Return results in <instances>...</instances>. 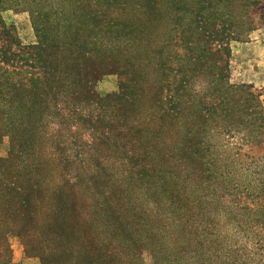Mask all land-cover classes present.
Instances as JSON below:
<instances>
[{
	"label": "trees",
	"instance_id": "obj_1",
	"mask_svg": "<svg viewBox=\"0 0 264 264\" xmlns=\"http://www.w3.org/2000/svg\"><path fill=\"white\" fill-rule=\"evenodd\" d=\"M258 26L264 0H0V264L11 238L39 264H246L264 238L234 226L264 223V155L231 164L264 144V90L229 58Z\"/></svg>",
	"mask_w": 264,
	"mask_h": 264
},
{
	"label": "rangeland",
	"instance_id": "obj_2",
	"mask_svg": "<svg viewBox=\"0 0 264 264\" xmlns=\"http://www.w3.org/2000/svg\"><path fill=\"white\" fill-rule=\"evenodd\" d=\"M6 17L15 24L17 35L22 45H28L34 42L33 31L26 13L7 12ZM84 69L86 71V78L89 79L94 76V81L89 80L91 91L105 92L114 89V81L111 79V76L106 74L100 75L97 70H92L89 67ZM90 70L92 74H89ZM229 80L232 83L249 84L251 85V90L256 93H262L264 90V28L262 26H258V28L252 30L244 41L232 43L229 58ZM259 99L264 106V95H260ZM238 134L235 131H231L228 133V136L226 135L227 137L225 139L230 145L234 142L238 144ZM238 146L240 147V153L238 156L236 155L235 160L231 164L236 171V176H243L248 172L257 170L261 164L259 162L260 160H256V157L261 154L264 155V144L255 145L254 143H250L238 144ZM240 199L241 204H245L251 208L256 202L261 200L251 201L250 198L245 196ZM262 201L264 204V198ZM195 213H198V211H194ZM239 214L236 215V219L238 218V220L234 228L251 229L259 232L264 238V223L255 221L254 219H246L242 211H239ZM230 225L234 224L231 223ZM246 225L250 227H246ZM223 227L225 229L230 228L229 226ZM10 240L12 248V260L10 264H39L37 258L25 257L23 255L21 246L16 239L11 238ZM237 252L241 254L240 260L245 258L244 262L246 264H264V241H262V245L260 246L254 245L252 247L250 243L247 247L244 245L243 249H239ZM142 259L144 264H151V258L147 251L142 252Z\"/></svg>",
	"mask_w": 264,
	"mask_h": 264
}]
</instances>
